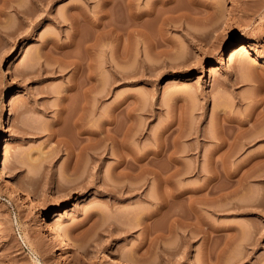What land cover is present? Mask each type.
Listing matches in <instances>:
<instances>
[{"label": "rangeland", "instance_id": "obj_1", "mask_svg": "<svg viewBox=\"0 0 264 264\" xmlns=\"http://www.w3.org/2000/svg\"><path fill=\"white\" fill-rule=\"evenodd\" d=\"M127 3L0 0V264H264V0Z\"/></svg>", "mask_w": 264, "mask_h": 264}, {"label": "bare ground", "instance_id": "obj_2", "mask_svg": "<svg viewBox=\"0 0 264 264\" xmlns=\"http://www.w3.org/2000/svg\"><path fill=\"white\" fill-rule=\"evenodd\" d=\"M44 2L45 0H37V2ZM128 3L127 4H129V6H132V4H134V2L136 1V0H126ZM160 1H165V0H160ZM166 1H168V0H166ZM171 1V0H170ZM191 1H193V0H191ZM195 2H196V0H195ZM200 9V8H199ZM18 11V10H17ZM197 12H198V10H197ZM212 12V11H211ZM210 12V13H211ZM20 13H22V12H20ZM220 13V11H218L217 10V6H216V8L214 7V11H213V15L214 16H216V15H218L217 17H219V14ZM24 15V14H23ZM186 14H185V12H180L179 13V15H178V17H181V19H182V17H184ZM187 16V15H186ZM211 16H212V14H211ZM202 19V18H201ZM205 19H207V18H205ZM218 19V18H217ZM208 20V19H207ZM203 21V20H202ZM205 21V20H204ZM259 41H260V39H259V36H257V37H255L254 39H252L251 41H245L244 39H242V41H240L235 47H233L232 49H231V51L228 53V54H225V56L224 57H222V61H221V63H232V62H234L235 60H237L238 58H245V56H248V55H250V54H253L254 52H256L257 51V49H258V45H259ZM263 57V55H260V58H262ZM106 119H108V118H106ZM104 120L103 119V121H102V124L104 125L106 122H110V121H108V120ZM77 123V122H76ZM79 124H81V122H78ZM91 132H92V130H90ZM102 131V130H101ZM93 133H94V131H93ZM108 133V132H107ZM111 134L109 133V134H107V136H110ZM111 137V136H110ZM117 141H119V140H117ZM69 142V141H68ZM119 143H120V145L121 144H123V143H125V142H123V141H119ZM225 144V140H223V145ZM108 147V145L105 147V148H107ZM109 148H110V146H109ZM104 151H108L109 152V149H104ZM0 159H1V163L3 164V163H5V159H4V157H3V153H1V149H0ZM12 184L14 185V187L16 188V190L18 191V193H20V194H23L24 196H29L30 194H33L34 193V190L32 189V188H27L23 183H21V182H16V181H12ZM131 189H133L132 187H130L129 188V190H131ZM168 196H170V198H168V200L170 199V202H174V201H179V200H185V199H187L189 202H190V210H191V212L189 213L190 215H186V216H184V215H176V217L175 218H173L172 220H174V221H176V222H178V223H181L180 225H183L184 224V226L187 224H189V226H191L193 223L191 222V219L192 218H194V217H196V219L198 218V219H200L201 218V215H200V212H199V210H198V207L197 206H194L193 205V203H198V201H199V203L201 204V202L203 203L205 200L207 201V199H206V196H205V194H200V195H198V194H191V195H188L187 196V194H183V192L182 193H171L170 195H168ZM167 196V197H168ZM149 197V196H148ZM147 197V198H148ZM151 197V196H150ZM152 197H154V199L156 200V198H158V197H156V196H152ZM172 198V199H171ZM218 198V197H217ZM149 199V198H148ZM150 200V199H149ZM186 200V201H187ZM163 201H165V200H163ZM166 203H168L167 202V200H166ZM166 203H164V204H166ZM160 204V203H159ZM164 204H163V202H162V204H160L161 206H160V208L162 209V208H164V207H166L167 205H165L164 206ZM157 205V204H156ZM168 205H169V203H168ZM164 206V207H163ZM157 208V207H156ZM159 208V207H158ZM159 208V209H160ZM159 209H155L154 211L155 212H157V210H159ZM160 209V210H161ZM201 211V210H200ZM59 211H56V212H54L55 214H50V215H48V217H47V219H48V226L50 227V230H51V232H52V234L54 235V237L56 238V240L59 242V243H61V244H68V246H69V248H72L75 252H77L78 251V247H79V245H78V243H77V240L75 239V237L71 234V231H69L68 233L66 232V230L65 229H63V227L61 226V224L59 223V218H58V215H61L60 213H58ZM141 214V213H140ZM151 214V213H150ZM149 214V215H150ZM148 216V215H147ZM137 217H139V216H137ZM136 219V218H135ZM203 219V218H202ZM141 220V222H142V220H143V214H142V216H140V218H139V221ZM203 220H205V219H203ZM181 221V222H180ZM198 221V220H197ZM202 221V220H201ZM206 221V220H205ZM204 222V221H203ZM172 223H174L173 221H172ZM183 223V224H182ZM194 223H197V222H194ZM200 224H202L201 222H199ZM198 223V224H199ZM206 223H207V221H206ZM147 226V225H146ZM145 226V227H146ZM194 227H195V224L193 225ZM200 226V225H199ZM196 227L198 228V226L196 225ZM195 227V228H196ZM201 227V226H200ZM199 227V229L201 230V228ZM126 229V228H125ZM146 229H148V227H146ZM71 230V229H70ZM150 230V229H149ZM202 230H203V227H202ZM147 232H148V230H146ZM148 234H150V233H148ZM147 234V235H148ZM3 252V251H2ZM111 254H112V258L114 259V263H116V264H131V262H129L128 260H125L124 258H122V257H120L117 253H115V252H111ZM36 264H44L39 258H37V261H36Z\"/></svg>", "mask_w": 264, "mask_h": 264}]
</instances>
